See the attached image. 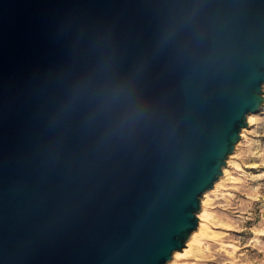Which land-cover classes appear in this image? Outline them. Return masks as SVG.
<instances>
[{
	"label": "water",
	"instance_id": "1",
	"mask_svg": "<svg viewBox=\"0 0 264 264\" xmlns=\"http://www.w3.org/2000/svg\"><path fill=\"white\" fill-rule=\"evenodd\" d=\"M262 87L264 0H0V264H167Z\"/></svg>",
	"mask_w": 264,
	"mask_h": 264
},
{
	"label": "rangeland",
	"instance_id": "2",
	"mask_svg": "<svg viewBox=\"0 0 264 264\" xmlns=\"http://www.w3.org/2000/svg\"><path fill=\"white\" fill-rule=\"evenodd\" d=\"M262 106L264 103L252 122L249 123L247 118L248 127L244 128L247 132L231 154L235 157L233 161L239 164L229 168L228 179L215 190L206 192L208 197L204 208L209 218H205L204 228L198 233L197 241L193 242L195 245L192 244L187 256L172 257L167 264H264ZM204 194L200 198V211L196 214L198 221Z\"/></svg>",
	"mask_w": 264,
	"mask_h": 264
},
{
	"label": "bare ground",
	"instance_id": "3",
	"mask_svg": "<svg viewBox=\"0 0 264 264\" xmlns=\"http://www.w3.org/2000/svg\"><path fill=\"white\" fill-rule=\"evenodd\" d=\"M262 105V104H261ZM262 108H264V106H262ZM262 108H261V110H262ZM259 111V110H258ZM257 111V112H258ZM257 112H255V113H250V114H248L247 115V118H248V120H249V123L250 122H252L253 121V118H254V116H255V114H257ZM260 112V111H259ZM256 117V116H255ZM245 132H247L246 131V129H242V131H241V141L243 140V138H244V136H245ZM238 145H239V143H238ZM237 145V146H238ZM235 150V149H234ZM233 154V153H232ZM233 157H234V155H230L229 157H228V159H227V161H226V166H224L223 167V169H222V176L215 182V184H214V186H213V190H215L224 180H226V179H228L229 178V176H230V171H229V168L231 167V166H236L237 164H239V163H237V162H234L233 160ZM235 158V157H234ZM237 163V164H236ZM236 164V165H235ZM239 167V166H238ZM212 190V189H211ZM211 192H213V191H211ZM207 194L208 193H206L205 192V194H204V198H203V200H202V205H203V207H202V211L199 213V215H198V217H199V219H200V221H198V223H199V227H197L198 229H196L191 235H190V237H189V239L187 240V244L185 245V247L181 250V251H176V252H174L173 253V255H172V257H174L175 259L176 258H181V257H185V256H187L189 253H190V249H191V247L193 246L192 244H194L195 245V243H193V242H195V240L197 241V236H198V233H200L202 230H203V228H204V221H205V218L206 217H208L207 215H206V210H205V208L204 207H206V205H205V202H206V198L208 197L207 196ZM209 218V217H208ZM207 220V219H206ZM207 226V225H206ZM199 241V240H198Z\"/></svg>",
	"mask_w": 264,
	"mask_h": 264
}]
</instances>
